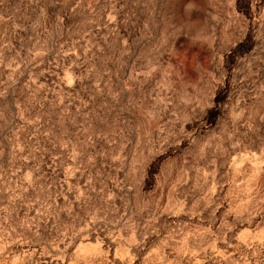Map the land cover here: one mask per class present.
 <instances>
[{
  "label": "rangeland",
  "instance_id": "1",
  "mask_svg": "<svg viewBox=\"0 0 264 264\" xmlns=\"http://www.w3.org/2000/svg\"><path fill=\"white\" fill-rule=\"evenodd\" d=\"M0 264H264V0H0Z\"/></svg>",
  "mask_w": 264,
  "mask_h": 264
}]
</instances>
